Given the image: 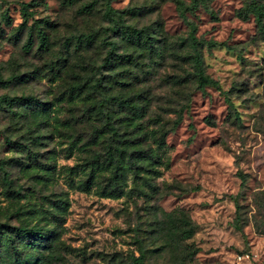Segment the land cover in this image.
Here are the masks:
<instances>
[{"label":"rangeland","instance_id":"1","mask_svg":"<svg viewBox=\"0 0 264 264\" xmlns=\"http://www.w3.org/2000/svg\"><path fill=\"white\" fill-rule=\"evenodd\" d=\"M176 1L0 0V94L41 102L0 104V223L53 232L37 252L13 235L17 254L123 264L142 247L146 264H255L235 254L264 253V14L259 25L251 9L264 0L184 10L216 82L202 87ZM108 143L147 156L122 159L112 190Z\"/></svg>","mask_w":264,"mask_h":264},{"label":"trees","instance_id":"2","mask_svg":"<svg viewBox=\"0 0 264 264\" xmlns=\"http://www.w3.org/2000/svg\"><path fill=\"white\" fill-rule=\"evenodd\" d=\"M198 0H189L187 4H184L183 1L177 0V8L179 10L180 15L185 19L184 10L191 8L192 5H195ZM108 9V7L106 8ZM251 9L255 14V20L259 25H262V15L264 14V11L262 10L261 4H251ZM186 23L188 25V31H187V40H188V46L191 51V61L195 72V79L197 84L202 87L204 85H214L216 82L208 75H206L201 66V54L197 47V41L196 37L194 35V25L191 21L186 20ZM130 37H135L136 39H139L141 37V32L138 30H130L128 32ZM83 35V34H82ZM88 34L83 35V39L87 40ZM43 39V38H42ZM41 39V44L43 43ZM111 46L113 45V42H109ZM105 60H108V55L105 57ZM74 90V87H71V91ZM121 103H124V100L120 101ZM0 104L5 105L9 109L12 108L15 105H24L31 108H36V106H41V102L38 101L37 98L30 96V95H6V94H0ZM104 127L114 133V126L109 121L110 115H106ZM146 153L141 149H133L128 151L126 149V146L118 145V144H107V149L105 152L104 158L101 160L104 164H112L113 165V171L110 174V176L107 178L109 183L112 184V187L109 188V190L115 189L117 187V179L121 174L120 170V164L121 160L122 163L128 164L133 166L141 160L142 158H145ZM0 170L3 173L4 177V183L9 187V181L6 179V172L3 169V166H0ZM10 189V188H9ZM11 191L14 194H17V190L11 189ZM169 221L172 223V219L170 216H168ZM180 225L175 226V230L179 232V236L181 239L185 237H189L191 234L190 227L186 228L183 225H186L188 223V220L185 218H178L177 220ZM238 222V214L235 211V215L233 217V223L236 226V228H239L237 225ZM53 233L50 229L45 228L43 225H39L38 223L34 222L32 225H28L26 223H20L17 225H10L8 223H0V242L2 246V252L7 255V258L10 261V264H48L51 259L54 256L44 255L37 257L35 254H30L27 252H23V254H17L16 249L17 247L13 244L14 239L13 235L18 238L19 244H22L25 247H35V251H39V245H42L46 242H50L51 238L50 236H47L48 234ZM18 244V245H19ZM145 250H143L142 247H139L137 254H131L129 256V259L127 261H124L123 264H146L145 260ZM31 259V260H30Z\"/></svg>","mask_w":264,"mask_h":264},{"label":"built area","instance_id":"3","mask_svg":"<svg viewBox=\"0 0 264 264\" xmlns=\"http://www.w3.org/2000/svg\"><path fill=\"white\" fill-rule=\"evenodd\" d=\"M235 258L236 260L251 261L255 264H264V253L258 255L256 253L249 254V252H240L235 254Z\"/></svg>","mask_w":264,"mask_h":264}]
</instances>
